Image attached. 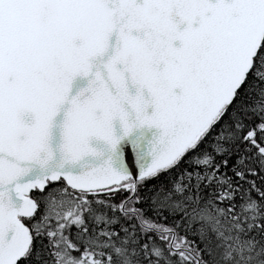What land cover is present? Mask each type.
Listing matches in <instances>:
<instances>
[{
    "label": "snow or ice",
    "instance_id": "snow-or-ice-1",
    "mask_svg": "<svg viewBox=\"0 0 264 264\" xmlns=\"http://www.w3.org/2000/svg\"><path fill=\"white\" fill-rule=\"evenodd\" d=\"M0 264H264V0H0Z\"/></svg>",
    "mask_w": 264,
    "mask_h": 264
}]
</instances>
